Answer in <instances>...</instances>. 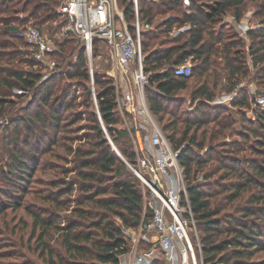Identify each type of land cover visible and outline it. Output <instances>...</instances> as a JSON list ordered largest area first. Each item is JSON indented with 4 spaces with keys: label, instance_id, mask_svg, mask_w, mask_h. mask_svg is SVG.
Instances as JSON below:
<instances>
[{
    "label": "trees",
    "instance_id": "trees-1",
    "mask_svg": "<svg viewBox=\"0 0 264 264\" xmlns=\"http://www.w3.org/2000/svg\"><path fill=\"white\" fill-rule=\"evenodd\" d=\"M60 1L0 0V119L6 121L0 132L12 135L9 167L0 161L3 179L11 185L10 191L0 189L5 196L0 198V216L7 209L22 211L0 227V264L115 263L130 246L125 229H136L151 218L140 179L116 153L101 124L123 157L134 163L129 133L116 127L119 114L111 79L93 72L95 106L84 46L77 38L55 40L56 66L78 47L76 61H67L61 76L43 78L18 33L27 21L38 28L57 19L62 24L56 12ZM182 2L141 0L138 6L140 19L151 25L155 16L177 12L141 33L147 104L173 147L180 148L204 262L264 264L256 258L264 252V109L240 86L248 80L264 92V0H189L188 13ZM250 3L252 16L259 18L255 27L240 34L223 22L230 13L239 23ZM118 4L131 21V1ZM183 25L188 28L170 33ZM186 60L191 62L190 74L175 75L173 66ZM63 76L74 80L73 85L55 83ZM73 86L82 91L80 101ZM180 91L187 92L191 111H180ZM218 91L234 92L231 105L253 116L241 114L236 132L225 131L236 123L225 114L227 109L210 105ZM26 93L31 98L19 115L10 117L11 96ZM76 106L82 111H73ZM82 119L86 131L80 135L77 122ZM230 134L237 137L225 141ZM36 142L43 144L42 150L30 145ZM42 156L40 166L51 177L38 188L33 174Z\"/></svg>",
    "mask_w": 264,
    "mask_h": 264
},
{
    "label": "built area",
    "instance_id": "built-area-1",
    "mask_svg": "<svg viewBox=\"0 0 264 264\" xmlns=\"http://www.w3.org/2000/svg\"><path fill=\"white\" fill-rule=\"evenodd\" d=\"M133 18L128 21L118 0H61L56 12L62 19V31L76 37L90 59L94 40H101L112 50V71L116 83L123 90L116 95L121 112L130 114L132 125L127 128L133 139L135 162L124 161L151 192V218L136 229H125L131 242L128 250L117 256V262L104 264H207L190 208L184 175L178 156L150 110L145 97L148 74L144 71L141 33L152 25L140 19L138 0H130ZM241 23V33L253 28ZM188 25H183V31ZM28 44V52L41 65L55 68L56 41L35 25L28 24L18 32ZM91 84L93 69L89 68ZM191 62L186 60L173 66L175 75H189ZM125 73L130 74L126 79ZM130 82V84H129ZM133 87V88H131ZM96 106L95 92L92 93ZM230 96L229 94L225 95ZM254 103L264 109V92H258ZM103 130L109 137L105 126ZM110 142V141H109ZM191 233L193 237H191ZM141 243L146 246H140Z\"/></svg>",
    "mask_w": 264,
    "mask_h": 264
},
{
    "label": "rangeland",
    "instance_id": "rangeland-1",
    "mask_svg": "<svg viewBox=\"0 0 264 264\" xmlns=\"http://www.w3.org/2000/svg\"><path fill=\"white\" fill-rule=\"evenodd\" d=\"M140 2H141V0H138V6H139ZM182 3H183L181 6L182 10L185 11L186 13H188V10L186 8L189 5V0H183ZM253 10H254V6L250 3L248 6H246L245 16L239 23H235L232 15L230 13H227L223 17V22L224 23L225 22L231 23L233 25L234 29H236L240 34H244V33H241L240 29H239V25L241 23H248L249 25H251V24L255 25V23L257 21H259V18L252 16ZM175 15H177L176 11H171V12H169L163 16L157 15L153 19L152 23L154 24V22L156 23L157 21H160L161 17L166 18V17H170V16L173 17ZM28 24H32V21H27L24 24V26H22V27H26V25H28ZM153 24H152V26H153ZM32 25H34V24H32ZM40 28L43 32H45L48 36H50L51 38H53L56 41H61L64 37H74L71 34H65L62 31V24L60 23L59 19H57L55 21V23L54 22L46 23V24L42 25ZM179 29H180V26H174L170 33L171 34H177L178 32L181 31ZM162 37H163L162 35H159V38H162ZM78 42H79L78 45H80V43H81L80 40ZM154 46L156 47V44ZM77 49H78V47H77ZM77 49H75L74 53H72L71 55H67L68 58L66 59V61L64 63H62L63 65H60V67L56 66L55 68H50V67H46L45 65L39 64L38 68L41 69V71L43 73V78L50 77L51 75H53V74L55 75L57 73H60L59 75L61 76L62 75L61 71L65 67V64L67 63V61H71L72 63L76 61V54H77L76 50ZM142 51H143V47H142ZM54 59L56 60V56L54 57ZM86 59H87L88 69L92 68L93 72H98L100 74L106 75V77H109L111 79V83L115 87L116 95H120V92H122L123 90L116 83L115 77H113L114 73L112 71V50L108 46H106V44L104 42H102L101 40H98L95 43V48L92 50L90 59H88V57H86ZM89 73H90V71H89ZM125 75H126V79L130 78L129 73H125ZM89 77H90V75H89ZM71 81H74V80L67 79L65 76H63V78L60 77L59 79H57L55 81V83H64V82L69 83V84L74 83ZM129 84H130V82H129ZM240 86L245 87L247 89V93H248L250 100H253L254 96L258 92H261L260 88L252 81L244 80L241 82ZM131 88H133V87H131ZM147 88H148V86H147ZM73 89H75V90H73V92L77 96V101H80L83 98V94H82L81 89L77 86H73ZM94 90L95 89H94L93 85L91 84L92 93L95 92ZM13 91L17 95L22 94L21 90L14 89ZM227 94H229L230 96L226 97L225 95H227ZM176 96L180 97L178 102L179 103L182 102V104L180 105V111H191L192 110V106L190 104V101L188 100V96H187L186 91H180L177 93ZM233 97H234V92L233 93H225L222 91H218L216 93L214 99L210 102V105L225 107L227 109L225 111V114H229L230 116L232 115V118L235 119L236 123H234L232 125V127H229L225 130L227 133H230L232 131L236 132L240 129V123H239L238 119H239L241 114H245L250 119L253 118L250 110H245V108L239 109L238 107L231 105V99ZM30 98H31L30 93H26L21 97L11 96L10 99H12L14 101V105L12 106V109L9 111V114L11 115L10 117H14L16 115H19L21 113V111H20L21 107H24ZM181 99H182V101H180ZM92 103H93V105H95L93 102V95H92ZM253 103H254V101H253ZM253 103L251 104V107L255 106ZM171 107L172 108L175 107L174 104H172ZM82 109H83L82 106L73 107V111H77V112L82 111ZM211 110H213V109H211ZM117 111L119 114V123L116 125V127L127 130V128L132 125V120L130 118V114L126 110L124 112H121L118 107H117ZM7 117H9V115H7ZM84 117L85 116L83 115V118ZM5 123H6V121L4 119H0V125L1 124L5 125ZM84 123H85L84 119L77 122V124L79 125L78 126V129H79L78 134H80V135L86 131V128H84ZM48 134L49 133H47V136H48ZM6 135H7V137H6ZM11 137H12V135L9 134V132H6V133L0 132V161H1L2 165L5 166V169H7V167H9L8 166V163H9L8 155L10 153L11 144L8 143V141L11 140ZM236 137H237L236 135L231 136V134H230V135H226L224 140L227 142H230V141H232V139H234ZM129 139H130V145L133 149V147H134L133 139H132L130 134H129ZM35 141H37V140L35 139ZM30 145L34 149H36V148L39 150L43 149V144H39L38 142L31 143ZM114 146H115V144H114ZM116 149L119 151V149L117 147H116ZM43 158H45V156H42V158L40 159V162L37 163L36 168H35V172L33 174L34 175L33 176L34 184L37 185L36 187H38V188L41 187V185H43L40 183V181H45L46 178L49 179L51 177L49 175V173L46 172L47 169H43V167L40 166L41 163H43ZM3 176H2L1 170H0V189H2V190L7 189V191H10L9 189H11V185L3 179ZM141 192H142L145 204H147V206H149V202L150 201L152 202L151 192H150L149 188L146 185H144L142 182H141ZM4 197L5 196H3V195L0 196L1 200H3ZM16 198H18V197H16ZM14 213H17V216H18L19 214L22 213V211H20V210H14L13 211V210L7 209L5 215L0 216V222H1L0 227L1 228L3 226L2 224L6 221V219L9 220ZM191 237H193L192 233H191ZM2 239H5V238H2ZM128 239H129V242H131V239L129 236H128ZM2 241H3V243H6L5 242L6 240H2ZM3 245H6V244H3ZM4 248H6V246H4ZM26 256L27 257L29 256L33 261L36 262V259L33 256H30L29 254H27ZM256 258L264 261V252L258 254V256ZM4 261H7V260L4 259Z\"/></svg>",
    "mask_w": 264,
    "mask_h": 264
},
{
    "label": "water",
    "instance_id": "water-1",
    "mask_svg": "<svg viewBox=\"0 0 264 264\" xmlns=\"http://www.w3.org/2000/svg\"><path fill=\"white\" fill-rule=\"evenodd\" d=\"M109 141H110L111 145L113 146L114 150L116 151V153H117V154L123 159V156H122L121 153L116 149V147L114 146L112 140L109 139ZM123 160H124V159H123Z\"/></svg>",
    "mask_w": 264,
    "mask_h": 264
}]
</instances>
